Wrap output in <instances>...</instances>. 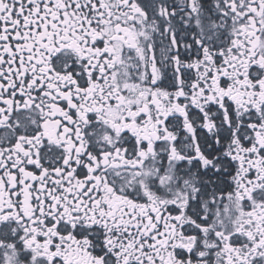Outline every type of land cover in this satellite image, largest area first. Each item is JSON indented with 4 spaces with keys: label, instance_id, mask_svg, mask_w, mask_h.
Listing matches in <instances>:
<instances>
[{
    "label": "snow or ice",
    "instance_id": "obj_1",
    "mask_svg": "<svg viewBox=\"0 0 264 264\" xmlns=\"http://www.w3.org/2000/svg\"><path fill=\"white\" fill-rule=\"evenodd\" d=\"M0 264H264V0H0Z\"/></svg>",
    "mask_w": 264,
    "mask_h": 264
}]
</instances>
